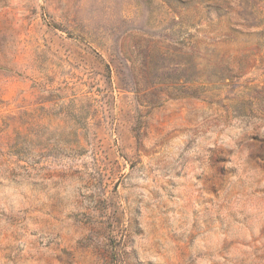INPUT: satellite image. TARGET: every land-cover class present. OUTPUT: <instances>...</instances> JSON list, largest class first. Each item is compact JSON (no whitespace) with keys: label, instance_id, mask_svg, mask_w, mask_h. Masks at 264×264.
I'll use <instances>...</instances> for the list:
<instances>
[{"label":"rangeland","instance_id":"1","mask_svg":"<svg viewBox=\"0 0 264 264\" xmlns=\"http://www.w3.org/2000/svg\"><path fill=\"white\" fill-rule=\"evenodd\" d=\"M0 264H264V0H0Z\"/></svg>","mask_w":264,"mask_h":264}]
</instances>
